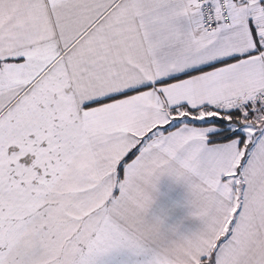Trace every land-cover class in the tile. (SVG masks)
Listing matches in <instances>:
<instances>
[{
	"label": "snow or ice",
	"instance_id": "1",
	"mask_svg": "<svg viewBox=\"0 0 264 264\" xmlns=\"http://www.w3.org/2000/svg\"><path fill=\"white\" fill-rule=\"evenodd\" d=\"M0 264H264V0H0Z\"/></svg>",
	"mask_w": 264,
	"mask_h": 264
},
{
	"label": "crops",
	"instance_id": "2",
	"mask_svg": "<svg viewBox=\"0 0 264 264\" xmlns=\"http://www.w3.org/2000/svg\"><path fill=\"white\" fill-rule=\"evenodd\" d=\"M188 200L189 193L183 185L164 177L159 182L151 212L163 221L165 228L176 227L182 232L195 230L198 224L189 215Z\"/></svg>",
	"mask_w": 264,
	"mask_h": 264
}]
</instances>
